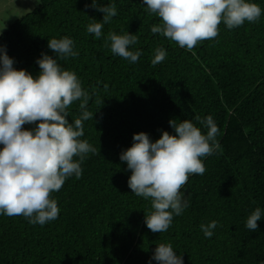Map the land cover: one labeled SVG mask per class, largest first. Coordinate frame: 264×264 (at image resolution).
Returning <instances> with one entry per match:
<instances>
[{
    "label": "trees",
    "instance_id": "1",
    "mask_svg": "<svg viewBox=\"0 0 264 264\" xmlns=\"http://www.w3.org/2000/svg\"><path fill=\"white\" fill-rule=\"evenodd\" d=\"M97 2L117 9L99 39L87 32L104 15L92 0H39L0 33L15 69L36 77V61L47 54L76 73L89 94L86 110L94 114L83 121L80 139L97 149L85 157L79 179L67 178L52 193L57 219L41 226L0 215V264H158L152 257L162 243L171 244L183 264H264V0H250L262 9L257 22L234 29L221 23L215 39L192 51L152 33L162 22L143 0ZM109 32L138 37L129 46L141 52L137 62L105 47ZM64 37L78 56L62 60L48 47L49 39ZM157 48L166 57L154 66ZM80 103L68 109L70 123L80 117ZM209 115L221 150L203 157L205 173L191 175L181 189L189 206L173 214L166 232L153 233L145 223L151 201L131 193V170L120 155L134 134L147 133L152 142L163 131L175 134L170 120L188 119L206 134L195 116ZM257 208L261 219L253 232L245 225ZM212 221L217 227L206 238L200 226Z\"/></svg>",
    "mask_w": 264,
    "mask_h": 264
},
{
    "label": "clouds",
    "instance_id": "2",
    "mask_svg": "<svg viewBox=\"0 0 264 264\" xmlns=\"http://www.w3.org/2000/svg\"><path fill=\"white\" fill-rule=\"evenodd\" d=\"M143 3L162 22L151 28L152 33H159L188 51L205 40L215 39L221 23L234 29L245 21L257 22L262 14L261 7L250 0H143ZM91 7L104 14L102 21L87 26V32L99 39L104 25L117 15V9L115 4L102 6L97 0H92ZM137 42L134 34L109 32L105 47L110 46L114 55L135 63L141 52L130 51L129 46ZM48 47L62 60L79 55L68 37L49 39ZM165 57L166 51L157 48L152 65L160 64ZM13 63L0 47V145H3L0 215L23 216L30 223L43 226L60 213L52 193L58 192L67 178L75 175L79 179L85 157L97 151L80 139L84 134L83 121L93 119L94 114L86 110L89 94L76 73L62 69L57 58L42 54L36 61L40 68L36 77L24 69H15ZM76 101H81V115L73 124L67 119L68 109ZM195 120L205 125L206 134L188 119L179 123L170 120L175 134L163 131L155 142L147 133L134 134L133 144L120 155L131 170L127 181L131 193L151 201L153 211L145 216V223L153 233L166 232L173 214L178 216L189 206L181 189L191 175L205 173L203 157L221 150L216 139L219 129L213 117L201 120L195 116ZM26 124L36 127L26 130L23 127ZM260 219L261 210L257 208L247 218L246 228L256 231ZM200 227L205 237L210 238L217 222ZM152 259L158 264H183L182 256L175 253L171 244L157 245Z\"/></svg>",
    "mask_w": 264,
    "mask_h": 264
},
{
    "label": "rangeland",
    "instance_id": "3",
    "mask_svg": "<svg viewBox=\"0 0 264 264\" xmlns=\"http://www.w3.org/2000/svg\"><path fill=\"white\" fill-rule=\"evenodd\" d=\"M32 5H36V0H0V33L23 13L30 11Z\"/></svg>",
    "mask_w": 264,
    "mask_h": 264
}]
</instances>
